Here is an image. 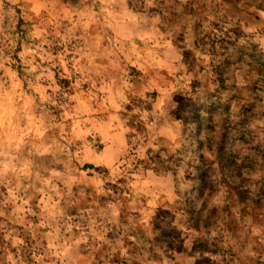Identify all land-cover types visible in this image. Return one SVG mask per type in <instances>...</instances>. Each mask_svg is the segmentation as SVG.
Returning <instances> with one entry per match:
<instances>
[{
    "label": "rangeland",
    "instance_id": "rangeland-1",
    "mask_svg": "<svg viewBox=\"0 0 264 264\" xmlns=\"http://www.w3.org/2000/svg\"><path fill=\"white\" fill-rule=\"evenodd\" d=\"M0 264H264V0H0Z\"/></svg>",
    "mask_w": 264,
    "mask_h": 264
}]
</instances>
